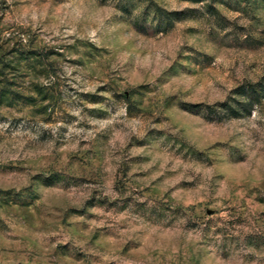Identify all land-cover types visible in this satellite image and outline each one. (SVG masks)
<instances>
[{"label": "rangeland", "instance_id": "1", "mask_svg": "<svg viewBox=\"0 0 264 264\" xmlns=\"http://www.w3.org/2000/svg\"><path fill=\"white\" fill-rule=\"evenodd\" d=\"M263 75L264 0H0V264H264Z\"/></svg>", "mask_w": 264, "mask_h": 264}, {"label": "trees", "instance_id": "2", "mask_svg": "<svg viewBox=\"0 0 264 264\" xmlns=\"http://www.w3.org/2000/svg\"><path fill=\"white\" fill-rule=\"evenodd\" d=\"M189 2H200L202 0H182ZM234 94L240 100L232 99V104L223 103L220 108L225 111L228 118H237L240 116L249 115L253 107L259 104L264 99V75L253 84L247 83L235 89Z\"/></svg>", "mask_w": 264, "mask_h": 264}]
</instances>
